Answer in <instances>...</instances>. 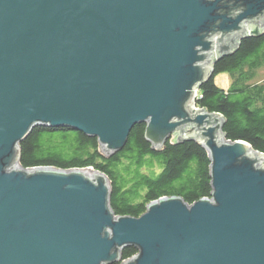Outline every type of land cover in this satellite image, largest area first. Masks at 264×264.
Listing matches in <instances>:
<instances>
[{
    "label": "water",
    "instance_id": "obj_1",
    "mask_svg": "<svg viewBox=\"0 0 264 264\" xmlns=\"http://www.w3.org/2000/svg\"><path fill=\"white\" fill-rule=\"evenodd\" d=\"M263 32L264 0H0V264H264V151L197 104L216 61ZM138 123L155 148L198 139L211 195L118 214L104 171L21 163L36 126L111 155Z\"/></svg>",
    "mask_w": 264,
    "mask_h": 264
},
{
    "label": "trees",
    "instance_id": "obj_2",
    "mask_svg": "<svg viewBox=\"0 0 264 264\" xmlns=\"http://www.w3.org/2000/svg\"><path fill=\"white\" fill-rule=\"evenodd\" d=\"M264 32L244 38L232 54L219 58L213 76L199 89L197 104L225 117L224 131L233 140L244 139L264 151ZM227 73L224 86L217 76ZM145 123L136 124L123 149L109 155L97 137L69 126L39 125L20 143L21 163L62 168L93 167L112 182V207L118 214L139 216L148 202L181 195L192 203L210 196V158L198 139H169L153 147L145 137ZM137 252L123 250V258ZM116 262L115 264H119Z\"/></svg>",
    "mask_w": 264,
    "mask_h": 264
},
{
    "label": "rangeland",
    "instance_id": "obj_3",
    "mask_svg": "<svg viewBox=\"0 0 264 264\" xmlns=\"http://www.w3.org/2000/svg\"><path fill=\"white\" fill-rule=\"evenodd\" d=\"M260 74H261V77H264V67H262V69H260ZM217 81L220 84L227 86L229 84L230 77L227 73H221L217 76Z\"/></svg>",
    "mask_w": 264,
    "mask_h": 264
},
{
    "label": "bare ground",
    "instance_id": "obj_4",
    "mask_svg": "<svg viewBox=\"0 0 264 264\" xmlns=\"http://www.w3.org/2000/svg\"><path fill=\"white\" fill-rule=\"evenodd\" d=\"M54 166V165H53ZM58 167V166H57ZM73 168H75V167H73Z\"/></svg>",
    "mask_w": 264,
    "mask_h": 264
}]
</instances>
